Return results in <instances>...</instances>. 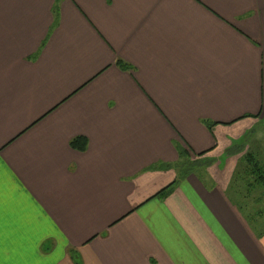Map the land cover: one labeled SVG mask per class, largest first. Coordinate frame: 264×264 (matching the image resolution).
<instances>
[{
    "label": "crops",
    "instance_id": "1",
    "mask_svg": "<svg viewBox=\"0 0 264 264\" xmlns=\"http://www.w3.org/2000/svg\"><path fill=\"white\" fill-rule=\"evenodd\" d=\"M56 3L0 0V264H264V0Z\"/></svg>",
    "mask_w": 264,
    "mask_h": 264
},
{
    "label": "trees",
    "instance_id": "2",
    "mask_svg": "<svg viewBox=\"0 0 264 264\" xmlns=\"http://www.w3.org/2000/svg\"><path fill=\"white\" fill-rule=\"evenodd\" d=\"M59 13V0H57V3L55 5V14H56V20L58 18ZM117 64L122 67L123 69L130 68L131 66L125 62L122 59H118ZM259 117V115H257ZM264 118V117H263ZM209 128H212L214 125V122L211 121H205ZM88 141L87 138L84 136H77L71 140V145L78 150H85L87 147ZM241 144V142H240ZM243 145V144H241ZM181 155V163L183 165V171L191 172L193 168L190 166L187 168L185 166V162L188 161L189 165H193V159H191V155L189 154L188 150H182L180 148L179 150ZM254 152H251V150H248V152L244 153V155L239 160L236 169L232 176V183H231V190H234L236 194L241 195V197L244 198V203L247 200V197H250L253 192H262L260 189H264V163L260 160H257V156L253 154ZM200 155H203L200 154ZM191 159V161H190ZM181 163H177L176 165H181ZM170 186L164 188L160 191V194H164L168 191V188ZM237 203L239 207L241 208L240 201L237 200ZM249 215L252 216L254 214H258L257 210H249Z\"/></svg>",
    "mask_w": 264,
    "mask_h": 264
},
{
    "label": "rangeland",
    "instance_id": "3",
    "mask_svg": "<svg viewBox=\"0 0 264 264\" xmlns=\"http://www.w3.org/2000/svg\"><path fill=\"white\" fill-rule=\"evenodd\" d=\"M255 125V126H254ZM253 128L247 132V134L245 133V135L243 137H241L240 141L241 144H243L244 153L248 152V150H251V152H254L253 154L255 155V157L257 156V160H260L261 162L264 163V118H260V120L258 122H255ZM242 148V147H241ZM242 152V153H243ZM193 165H189L188 161L185 162V166L188 168L190 166V168H193V172H198L199 174H202V171L205 169L206 172V167H199V165H203V160L202 159H198L195 158L193 159ZM191 161V159H190ZM205 165V164H204ZM181 170L183 169V165L181 163ZM204 173V172H203ZM181 176V175H180ZM264 190V189H262ZM259 195V193H254V198L257 199V196ZM263 195V193H262ZM247 200H250V197H247ZM255 200V199H253ZM250 202L252 203V201L250 200ZM253 205V204H252ZM256 205V203L254 204ZM257 211H259V215L261 213L262 217L264 218V200L262 199L261 203H257ZM261 207V209H260ZM256 215L254 214V217ZM264 222L261 224V226L264 228L263 226ZM257 231V228H255V232Z\"/></svg>",
    "mask_w": 264,
    "mask_h": 264
}]
</instances>
